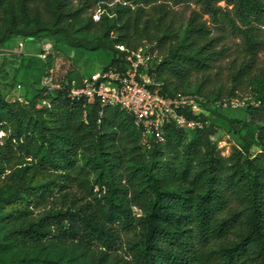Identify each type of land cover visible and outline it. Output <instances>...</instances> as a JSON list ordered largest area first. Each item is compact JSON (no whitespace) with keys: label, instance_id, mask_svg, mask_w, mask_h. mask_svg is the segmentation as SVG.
<instances>
[{"label":"trees","instance_id":"16d2710c","mask_svg":"<svg viewBox=\"0 0 264 264\" xmlns=\"http://www.w3.org/2000/svg\"><path fill=\"white\" fill-rule=\"evenodd\" d=\"M81 2L75 9L74 0H0V48L24 37L52 40L57 50L104 49L107 68L125 55L117 46L135 49L148 39L169 45L157 70L165 92L209 102L221 96L184 87L218 59L211 29L194 12L180 35L165 2L199 4L215 23L229 15L246 49L264 50V0ZM97 4L108 10L100 22L87 16ZM146 6L159 17H149ZM95 27L100 31L90 37ZM54 61L51 52L43 76ZM76 71L69 84L26 95L27 104L8 99L0 86V253L20 250L5 264H264V76L254 81L248 120L225 118L216 108L182 111L203 127L167 124L165 140L145 147L131 113L69 97ZM217 117L241 125L232 130L239 143L230 156L214 140ZM43 205L50 208L36 214Z\"/></svg>","mask_w":264,"mask_h":264},{"label":"rangeland","instance_id":"374dc122","mask_svg":"<svg viewBox=\"0 0 264 264\" xmlns=\"http://www.w3.org/2000/svg\"><path fill=\"white\" fill-rule=\"evenodd\" d=\"M170 11L169 21L173 22L175 30L181 35L186 30L189 19L194 12L203 15L202 20L207 21L211 29V36L215 39V49L218 51V59L212 62L207 72L194 73L185 84L184 90L197 92L200 88L203 93L215 98L221 96V100H229L231 98L245 101L246 104L240 107H228L220 111V115L231 119L241 120L242 122L249 119L247 114V103L253 102L254 81L264 76V50L252 55L245 47L243 39L239 34L230 27L229 19L234 17L232 11L233 6H227L223 1L219 3L224 9L231 10L230 17L225 16L220 23H215L210 15L204 14L201 5L196 3H185L174 5L165 2ZM75 9L82 7L81 0H74ZM110 8H114L113 3L109 4ZM147 15L154 19L159 14L153 13L151 6H146ZM104 4H97L91 8L87 14L92 17L94 22H100L104 13H107ZM264 29V27H263ZM100 31V27L93 28L90 37L96 36ZM24 42V47L19 48V43ZM151 43L148 39L139 42ZM157 45V44H156ZM169 45L159 47V51L164 55ZM50 48L55 55L54 65L59 69L58 78L62 79L65 70L73 71L76 69L75 76L82 77L87 74L100 71L110 60L109 53L104 49L97 51H88L84 48L72 49L66 45L62 46V50L55 49L52 40L36 41L33 38L15 37L11 39L3 48H0V86L4 89V93L8 99L12 100L13 95L18 94L17 84H22L23 89L21 95L24 97L33 94L36 89L42 87L43 65L46 59L39 57L44 49ZM12 50V51H11ZM248 66L247 72L242 76L236 77L235 73L241 67ZM78 78V79H80ZM219 133L214 138L218 146L225 156H230L239 140L237 134L233 133L234 127L230 126L227 120L217 117ZM16 164L13 169L17 168ZM74 191L79 196H84L80 189ZM64 204L56 203V207ZM50 205H43L36 209V214L42 213L49 209ZM125 237V234H124ZM96 248V247H95ZM20 250H14L9 253H0V264L8 263Z\"/></svg>","mask_w":264,"mask_h":264},{"label":"built area","instance_id":"2783aa9c","mask_svg":"<svg viewBox=\"0 0 264 264\" xmlns=\"http://www.w3.org/2000/svg\"><path fill=\"white\" fill-rule=\"evenodd\" d=\"M24 45L21 41L19 48H23ZM117 47L125 53L119 65L103 67L100 71L76 79L78 84L69 88L68 95L73 100L86 101V106L98 101L102 107L119 106L131 113L141 130L142 143L145 147H150L153 139L165 140L164 127L167 124L174 123L190 131L203 127V122L189 119L182 111L194 115L206 113L212 108L221 111L246 104L245 101L234 98L209 102L198 94L181 91L167 93L165 81L157 74L164 55L156 44L146 42L135 49H129L124 45ZM50 50L44 49L39 57L46 59L51 53ZM58 71L53 64L43 76L42 87L60 88L64 84H69L71 71L65 70L62 79L58 78ZM17 89L19 93L13 95L12 101L29 103L26 96L21 95L23 85L19 84Z\"/></svg>","mask_w":264,"mask_h":264}]
</instances>
